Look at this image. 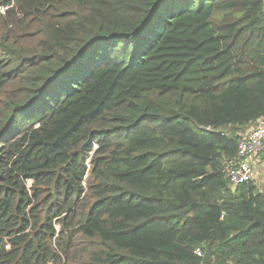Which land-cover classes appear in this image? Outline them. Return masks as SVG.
Instances as JSON below:
<instances>
[{
	"label": "trees",
	"instance_id": "trees-1",
	"mask_svg": "<svg viewBox=\"0 0 264 264\" xmlns=\"http://www.w3.org/2000/svg\"><path fill=\"white\" fill-rule=\"evenodd\" d=\"M263 117L264 0H0V264H264Z\"/></svg>",
	"mask_w": 264,
	"mask_h": 264
},
{
	"label": "built area",
	"instance_id": "built-area-1",
	"mask_svg": "<svg viewBox=\"0 0 264 264\" xmlns=\"http://www.w3.org/2000/svg\"><path fill=\"white\" fill-rule=\"evenodd\" d=\"M238 154L239 161L228 170V178L232 186L256 181L254 162L264 155V117L241 137Z\"/></svg>",
	"mask_w": 264,
	"mask_h": 264
},
{
	"label": "rangeland",
	"instance_id": "rangeland-1",
	"mask_svg": "<svg viewBox=\"0 0 264 264\" xmlns=\"http://www.w3.org/2000/svg\"><path fill=\"white\" fill-rule=\"evenodd\" d=\"M255 167L257 175L256 181L261 189L264 190V157L261 156L259 161L255 164Z\"/></svg>",
	"mask_w": 264,
	"mask_h": 264
},
{
	"label": "crops",
	"instance_id": "crops-1",
	"mask_svg": "<svg viewBox=\"0 0 264 264\" xmlns=\"http://www.w3.org/2000/svg\"><path fill=\"white\" fill-rule=\"evenodd\" d=\"M251 128V127H250ZM262 157H264L263 155H262ZM261 158V157H260ZM259 158V159H260ZM259 159H255V162H254V164H256L258 161H259ZM256 178H257V175H256ZM261 188V187H260Z\"/></svg>",
	"mask_w": 264,
	"mask_h": 264
},
{
	"label": "water",
	"instance_id": "water-1",
	"mask_svg": "<svg viewBox=\"0 0 264 264\" xmlns=\"http://www.w3.org/2000/svg\"><path fill=\"white\" fill-rule=\"evenodd\" d=\"M237 188H238V186H236V185L232 186L233 190H236Z\"/></svg>",
	"mask_w": 264,
	"mask_h": 264
}]
</instances>
